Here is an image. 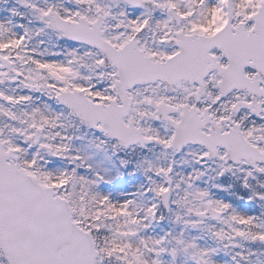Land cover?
I'll return each mask as SVG.
<instances>
[{
  "label": "snow or ice",
  "instance_id": "6c2138e0",
  "mask_svg": "<svg viewBox=\"0 0 264 264\" xmlns=\"http://www.w3.org/2000/svg\"><path fill=\"white\" fill-rule=\"evenodd\" d=\"M0 264H264V0H0Z\"/></svg>",
  "mask_w": 264,
  "mask_h": 264
}]
</instances>
